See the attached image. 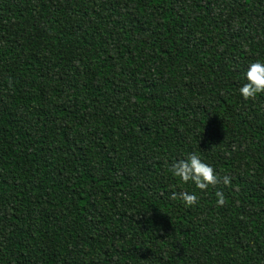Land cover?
Masks as SVG:
<instances>
[{
    "label": "trees",
    "instance_id": "1",
    "mask_svg": "<svg viewBox=\"0 0 264 264\" xmlns=\"http://www.w3.org/2000/svg\"><path fill=\"white\" fill-rule=\"evenodd\" d=\"M256 60L264 0H0V264H264Z\"/></svg>",
    "mask_w": 264,
    "mask_h": 264
},
{
    "label": "clouds",
    "instance_id": "2",
    "mask_svg": "<svg viewBox=\"0 0 264 264\" xmlns=\"http://www.w3.org/2000/svg\"><path fill=\"white\" fill-rule=\"evenodd\" d=\"M244 83L239 87V95L244 100L255 99L264 93V60H256L249 63L243 73ZM170 172L173 177H178L184 184H191L194 189L204 191L209 185L218 183V176L212 165L206 163L195 151L188 152L183 158L172 163ZM230 179L227 175L223 177V184L228 185ZM179 199L185 207H192L198 204V196L195 191H181ZM217 204L225 203L223 192L216 193ZM177 194L173 193V199Z\"/></svg>",
    "mask_w": 264,
    "mask_h": 264
}]
</instances>
